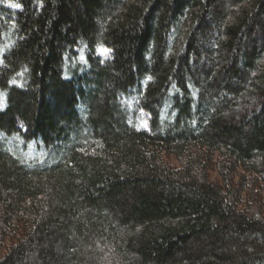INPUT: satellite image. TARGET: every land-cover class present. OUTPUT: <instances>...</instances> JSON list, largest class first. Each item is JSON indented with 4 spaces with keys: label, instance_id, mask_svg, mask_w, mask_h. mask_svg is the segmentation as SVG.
<instances>
[{
    "label": "trees",
    "instance_id": "obj_1",
    "mask_svg": "<svg viewBox=\"0 0 264 264\" xmlns=\"http://www.w3.org/2000/svg\"><path fill=\"white\" fill-rule=\"evenodd\" d=\"M263 193L264 0H0V264H264Z\"/></svg>",
    "mask_w": 264,
    "mask_h": 264
},
{
    "label": "rangeland",
    "instance_id": "obj_2",
    "mask_svg": "<svg viewBox=\"0 0 264 264\" xmlns=\"http://www.w3.org/2000/svg\"><path fill=\"white\" fill-rule=\"evenodd\" d=\"M98 52L100 53V54H103V55H105V53H106V51H104V50H98ZM173 165H176V162L174 161V159L172 158V157H170V160H169ZM216 174H215V172H212V174H211V177L212 178H216ZM263 196H264V193H263Z\"/></svg>",
    "mask_w": 264,
    "mask_h": 264
},
{
    "label": "snow or ice",
    "instance_id": "obj_3",
    "mask_svg": "<svg viewBox=\"0 0 264 264\" xmlns=\"http://www.w3.org/2000/svg\"><path fill=\"white\" fill-rule=\"evenodd\" d=\"M11 6H12V7H20L19 4H12ZM104 51H107V50H104Z\"/></svg>",
    "mask_w": 264,
    "mask_h": 264
}]
</instances>
